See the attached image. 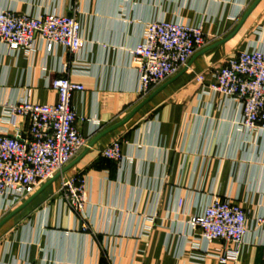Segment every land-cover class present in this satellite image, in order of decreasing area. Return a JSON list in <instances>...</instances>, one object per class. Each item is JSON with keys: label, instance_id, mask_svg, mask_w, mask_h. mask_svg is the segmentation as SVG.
<instances>
[{"label": "crops", "instance_id": "1", "mask_svg": "<svg viewBox=\"0 0 264 264\" xmlns=\"http://www.w3.org/2000/svg\"><path fill=\"white\" fill-rule=\"evenodd\" d=\"M257 1L0 0V12L75 14L81 24L84 46L74 56L61 47L48 54L39 41L31 55L0 44V135L27 137L28 120L7 106L27 95L32 104H55L50 78L82 84L72 103L87 146L64 175L83 176L89 192L83 217L63 199L60 178L30 202L13 206L0 196V264H222L225 243L205 245L188 225L215 197L247 215L241 255L225 264H264V227L256 226L264 130L240 128L239 103L206 88L230 59L264 49V0L246 17ZM156 20L201 25L205 45L142 95L132 52ZM116 140L119 163L101 156ZM148 217L154 225L142 235Z\"/></svg>", "mask_w": 264, "mask_h": 264}, {"label": "built area", "instance_id": "2", "mask_svg": "<svg viewBox=\"0 0 264 264\" xmlns=\"http://www.w3.org/2000/svg\"><path fill=\"white\" fill-rule=\"evenodd\" d=\"M81 31L75 14L32 16L15 11L0 12V44L11 53L31 55L39 41L48 54L61 47L74 56L84 46ZM204 45L201 25L164 20L149 23L132 52L138 65L140 94L147 95L178 75ZM196 79L204 84V76ZM48 87L58 96L55 104H32L27 95L7 106L10 114L25 118L29 125L26 138L0 135V196L11 198L13 206L34 196L87 146V139L76 128L77 113L72 103L74 94L85 91L84 86L67 77H54L49 79ZM206 88L239 103L240 128L251 132L264 130V49L250 48L230 59ZM101 156L119 163L121 141L113 142ZM59 178L63 199L74 213L83 217L89 203L86 179L64 174ZM153 225L154 217L146 218L142 235L152 230ZM188 225L200 231L199 240L205 245L215 240L225 243L226 249L220 257L222 264L239 259L248 232L247 215L240 206L215 197L199 215L188 220ZM256 226L264 227V214L258 216ZM82 230L88 231L89 226L85 224ZM198 245L194 243V247Z\"/></svg>", "mask_w": 264, "mask_h": 264}, {"label": "water", "instance_id": "3", "mask_svg": "<svg viewBox=\"0 0 264 264\" xmlns=\"http://www.w3.org/2000/svg\"><path fill=\"white\" fill-rule=\"evenodd\" d=\"M260 1H261V0H258V1L256 2V4H255V5L250 9V11L248 12V14L246 15V17H248V15L251 13V11L255 8V6H256ZM74 163H75V162H73L72 164H70L69 166H67V167L62 171L61 174L66 173V171L69 170V169L74 165ZM61 174H58V175L55 176L52 180H50V181L47 182L45 185H43V186L37 191V193L29 199L28 202H30L32 199H34V197H36L38 194H40V193H41V192H42L47 186H49L52 182H54L55 180H57V179L61 176Z\"/></svg>", "mask_w": 264, "mask_h": 264}]
</instances>
